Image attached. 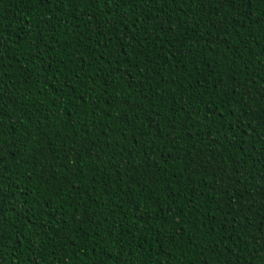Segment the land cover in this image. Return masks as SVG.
Masks as SVG:
<instances>
[{
  "label": "trees",
  "instance_id": "obj_1",
  "mask_svg": "<svg viewBox=\"0 0 264 264\" xmlns=\"http://www.w3.org/2000/svg\"><path fill=\"white\" fill-rule=\"evenodd\" d=\"M0 264H264V0H0Z\"/></svg>",
  "mask_w": 264,
  "mask_h": 264
}]
</instances>
